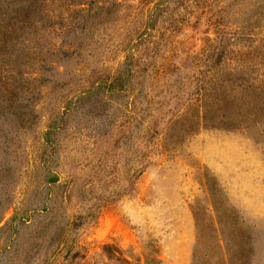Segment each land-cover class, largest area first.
<instances>
[{
    "label": "rangeland",
    "instance_id": "1",
    "mask_svg": "<svg viewBox=\"0 0 264 264\" xmlns=\"http://www.w3.org/2000/svg\"><path fill=\"white\" fill-rule=\"evenodd\" d=\"M33 19L0 47V264H264V0ZM215 65L263 86L229 85L231 128L198 120Z\"/></svg>",
    "mask_w": 264,
    "mask_h": 264
},
{
    "label": "trees",
    "instance_id": "2",
    "mask_svg": "<svg viewBox=\"0 0 264 264\" xmlns=\"http://www.w3.org/2000/svg\"><path fill=\"white\" fill-rule=\"evenodd\" d=\"M45 4H47V0H0V47L9 44L21 29L31 26L35 21L33 17L38 11L43 10ZM233 66L237 65L213 66V69L218 70V72H229L228 77L222 79L219 74H214L207 79L200 89L201 93L196 99L195 105L199 107L198 120L204 126L209 124L218 127L221 124L231 128L230 126L234 121L224 111H227L231 106L234 107L240 96L235 94L231 99L230 91L232 90H230L229 85H235L234 88L239 90L238 93H242L241 98L252 94L254 96L253 101L258 103L260 96H263L261 93L263 86L250 81L246 82L243 76L233 79L235 77H233L232 72L236 69ZM243 66L239 65L238 67L241 68L242 73H245ZM260 110H263V107ZM104 249L109 258L118 264H131L127 258L123 257L122 250L118 247L114 249L113 246L107 245Z\"/></svg>",
    "mask_w": 264,
    "mask_h": 264
}]
</instances>
